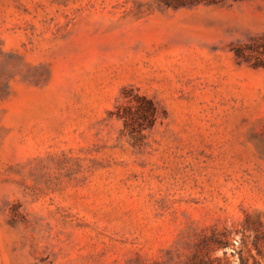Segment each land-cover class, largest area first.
<instances>
[{"label":"rangeland","instance_id":"1","mask_svg":"<svg viewBox=\"0 0 264 264\" xmlns=\"http://www.w3.org/2000/svg\"><path fill=\"white\" fill-rule=\"evenodd\" d=\"M264 0H0V264H264ZM125 87L165 110L135 141Z\"/></svg>","mask_w":264,"mask_h":264},{"label":"trees","instance_id":"2","mask_svg":"<svg viewBox=\"0 0 264 264\" xmlns=\"http://www.w3.org/2000/svg\"><path fill=\"white\" fill-rule=\"evenodd\" d=\"M167 6L178 7L199 3L202 0H162ZM235 55L241 62L252 66H264V35L254 36L249 42H240L233 47ZM124 103L116 106L113 115L123 119L124 131L135 141L145 137V131L152 129L165 110L152 97L139 92L134 87H125L122 92ZM232 243L227 230L213 231L204 235L197 243L195 250L189 255L185 264H219L218 257H212L210 252L216 246H226ZM242 264H248V258H242ZM253 264H259L257 259Z\"/></svg>","mask_w":264,"mask_h":264}]
</instances>
